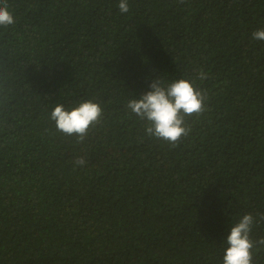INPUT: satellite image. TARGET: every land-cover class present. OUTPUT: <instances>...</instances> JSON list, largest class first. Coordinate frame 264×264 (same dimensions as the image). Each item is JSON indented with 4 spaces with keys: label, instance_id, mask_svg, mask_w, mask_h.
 <instances>
[{
    "label": "trees",
    "instance_id": "16d2710c",
    "mask_svg": "<svg viewBox=\"0 0 264 264\" xmlns=\"http://www.w3.org/2000/svg\"><path fill=\"white\" fill-rule=\"evenodd\" d=\"M128 3L7 0L0 264H223L230 227L264 213V0ZM200 68L209 100L189 135L148 136L128 100ZM85 100L103 113L78 142L50 113Z\"/></svg>",
    "mask_w": 264,
    "mask_h": 264
},
{
    "label": "clouds",
    "instance_id": "9594fccd",
    "mask_svg": "<svg viewBox=\"0 0 264 264\" xmlns=\"http://www.w3.org/2000/svg\"><path fill=\"white\" fill-rule=\"evenodd\" d=\"M184 3V0H180ZM119 11L129 12L128 0H119ZM14 14L9 10L7 0L0 3V26L12 25ZM254 40L264 41V28L252 32ZM208 78L202 68L196 70V77H181L171 82L157 76L150 83V90L139 97L128 100L127 107L138 117L146 120L145 132L148 136L167 142L172 148L178 146L182 137H187L191 127L186 117H199L207 110L209 91L200 86ZM103 109L99 103L85 100L76 107L66 109L57 104L50 113L58 131L77 137L83 142L90 125L98 122ZM73 167H84L86 155H79L73 161ZM264 221V213H246L234 223L226 236L227 247L224 249L223 264H254L253 257L258 246H264V237L254 238L252 233L256 225Z\"/></svg>",
    "mask_w": 264,
    "mask_h": 264
}]
</instances>
